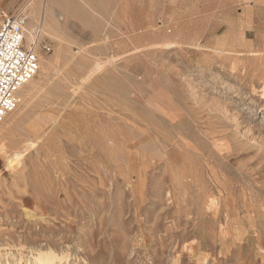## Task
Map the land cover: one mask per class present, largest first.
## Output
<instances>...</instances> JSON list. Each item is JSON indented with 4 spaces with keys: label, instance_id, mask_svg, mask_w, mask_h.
Wrapping results in <instances>:
<instances>
[{
    "label": "rangeland",
    "instance_id": "1",
    "mask_svg": "<svg viewBox=\"0 0 264 264\" xmlns=\"http://www.w3.org/2000/svg\"><path fill=\"white\" fill-rule=\"evenodd\" d=\"M49 2L0 122V264H264V0Z\"/></svg>",
    "mask_w": 264,
    "mask_h": 264
},
{
    "label": "built area",
    "instance_id": "2",
    "mask_svg": "<svg viewBox=\"0 0 264 264\" xmlns=\"http://www.w3.org/2000/svg\"><path fill=\"white\" fill-rule=\"evenodd\" d=\"M27 10L13 12L0 8V122L19 102V90L38 69L36 52L23 45Z\"/></svg>",
    "mask_w": 264,
    "mask_h": 264
},
{
    "label": "bare ground",
    "instance_id": "3",
    "mask_svg": "<svg viewBox=\"0 0 264 264\" xmlns=\"http://www.w3.org/2000/svg\"><path fill=\"white\" fill-rule=\"evenodd\" d=\"M50 3L51 2H49V0H28V3H27L31 7V10L29 12V19H28L27 24H26L24 31H23V45L25 46V48L31 49L34 52L36 50V47L39 46V41H40L41 35L42 36L45 35L47 33V30L50 28V27L48 28L49 25H47L48 19L51 18V16H55V18H57V19H62L61 16H59V15H57L51 11L50 5L52 3L51 4ZM37 5H39L40 11H39L38 19L36 20L37 12H36L35 8ZM52 21H53V19H52ZM49 23H51V22L49 21ZM52 25H51V27H52ZM56 32L58 34L57 29H56ZM54 34H56V33L54 32ZM257 40H261L260 43H262V41H264V38L257 37ZM237 45L238 46L243 45L244 47H250L249 45H251V44L249 43V45H248V43L246 41L242 40V42L240 41L239 44L237 43L235 46H237ZM56 54H57V51H56ZM39 56H40V60H39V64H38V69H37L35 75L30 80H28L24 86H22L20 88L19 100H21V98H22V97L20 98V94H21L23 88L27 84H30V82H32L35 79V76L41 74V72L48 65V59L42 55H39ZM23 93H24V91L22 92V96H23ZM2 132L3 131L0 130V134ZM38 260H42L43 262L45 261L47 264H53L55 257L52 256V254H50V253L38 254Z\"/></svg>",
    "mask_w": 264,
    "mask_h": 264
},
{
    "label": "crops",
    "instance_id": "4",
    "mask_svg": "<svg viewBox=\"0 0 264 264\" xmlns=\"http://www.w3.org/2000/svg\"><path fill=\"white\" fill-rule=\"evenodd\" d=\"M25 0H0V8L12 12L16 7H19Z\"/></svg>",
    "mask_w": 264,
    "mask_h": 264
}]
</instances>
